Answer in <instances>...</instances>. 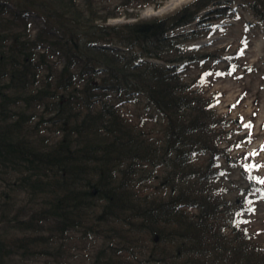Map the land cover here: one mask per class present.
<instances>
[{
    "label": "trees",
    "instance_id": "1",
    "mask_svg": "<svg viewBox=\"0 0 264 264\" xmlns=\"http://www.w3.org/2000/svg\"><path fill=\"white\" fill-rule=\"evenodd\" d=\"M163 1L0 0V264H264V187L197 88L216 57L184 42L228 10L108 23Z\"/></svg>",
    "mask_w": 264,
    "mask_h": 264
},
{
    "label": "rangeland",
    "instance_id": "2",
    "mask_svg": "<svg viewBox=\"0 0 264 264\" xmlns=\"http://www.w3.org/2000/svg\"><path fill=\"white\" fill-rule=\"evenodd\" d=\"M193 1L195 0H164L159 6L149 5L129 10L132 12L131 17L122 15L109 19L108 23L115 25L136 21L137 18L165 17ZM217 2H219L217 6L206 9L201 16L209 11L225 8L228 10V17L207 21L208 25L213 26L209 34L199 40L185 38V46L187 48L196 46L200 49V53L207 52L216 57L203 66L212 75L205 77L203 86L198 83L201 78L196 81V84H199L197 88L206 96L213 98L215 102L213 110L225 123L224 142L231 141L234 137H242L240 147L232 151V156H243L244 166L261 165L258 169L253 168L251 175L264 178V150H262L264 149V29L248 9L249 0H216ZM36 24L37 21H34L35 26ZM199 28L202 29L194 22L181 28L179 32L187 33L184 36H188L189 31ZM241 50L243 55H240ZM233 65L236 66V71L227 75ZM203 67H194L190 78L202 74ZM249 68L252 70L248 71ZM218 72L226 75H215ZM249 122L253 126L250 130L243 127ZM254 152L257 155H249ZM246 174L249 176V172L246 171ZM231 179L232 183H236L235 189L245 188L246 184L240 182V174L234 173ZM254 218V228L261 232L264 239V200H259ZM86 260L85 255L80 254L70 264H85Z\"/></svg>",
    "mask_w": 264,
    "mask_h": 264
},
{
    "label": "snow or ice",
    "instance_id": "3",
    "mask_svg": "<svg viewBox=\"0 0 264 264\" xmlns=\"http://www.w3.org/2000/svg\"><path fill=\"white\" fill-rule=\"evenodd\" d=\"M244 44H245V47H247V41H245ZM243 54H244L243 53V50H241L240 55H243ZM251 70H252L251 68L248 69V71H251ZM235 71H236V66L233 65L232 68H231V70L227 73V75H231L232 72H235ZM210 75H212L211 72L203 74V76L201 77V80L198 83H200V85L203 86V84L205 83V77L210 76ZM215 75H217V76H223V75H226V74L225 73H219L218 72ZM241 120H242V118H241ZM243 127H245V128H247V129L250 130L253 126L249 122V123L244 124ZM250 139H251V132L249 133V141H250ZM237 147H239V145H237ZM262 150H264V149H262ZM249 155H257V153L254 152V153H251ZM259 167H261V165L247 164V165H245V170L247 172H249V179L250 180L254 181V183H258V184L264 185V178L255 177V176H252L251 175V170L253 168L258 169ZM221 175H223V173ZM257 192L260 193V197L259 198L260 199H264V188H255L254 191L251 194L252 195H255ZM249 210L252 211L253 209H249Z\"/></svg>",
    "mask_w": 264,
    "mask_h": 264
}]
</instances>
